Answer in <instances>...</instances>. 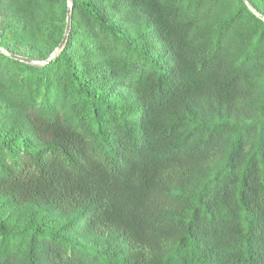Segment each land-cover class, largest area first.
Masks as SVG:
<instances>
[{
    "label": "trees",
    "instance_id": "16d2710c",
    "mask_svg": "<svg viewBox=\"0 0 264 264\" xmlns=\"http://www.w3.org/2000/svg\"><path fill=\"white\" fill-rule=\"evenodd\" d=\"M247 1L0 0V264H264Z\"/></svg>",
    "mask_w": 264,
    "mask_h": 264
},
{
    "label": "water",
    "instance_id": "95a60500",
    "mask_svg": "<svg viewBox=\"0 0 264 264\" xmlns=\"http://www.w3.org/2000/svg\"><path fill=\"white\" fill-rule=\"evenodd\" d=\"M244 2H245V4L247 6H249L247 0H244ZM260 17H261V19H263L262 16H260ZM69 26H70V0H67V14H66V25H65V29H64V34H63V37H62L60 43L53 50V52L50 54V56L48 57L47 60H49L51 57H53L63 47V45L65 43V40H66V38L68 36ZM0 51L4 52L8 56H10L12 58H15L17 60H20V61L31 62V63H35V64H40L41 63L40 61H33V60H30L29 58H26V57H22V56H19V55L11 54V53L7 52L6 50H4L2 48H0Z\"/></svg>",
    "mask_w": 264,
    "mask_h": 264
}]
</instances>
